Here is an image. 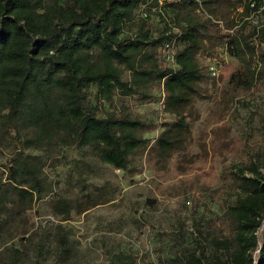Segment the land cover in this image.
<instances>
[{"label": "trees", "instance_id": "trees-1", "mask_svg": "<svg viewBox=\"0 0 264 264\" xmlns=\"http://www.w3.org/2000/svg\"><path fill=\"white\" fill-rule=\"evenodd\" d=\"M256 11L264 13V0H0V141L14 145L0 170V245L9 249L2 264H39L42 255L44 241L30 257L33 233L15 225L31 203L52 189L43 155L31 150L73 146L121 170L146 150L155 169H166L169 157L183 150L190 136L184 108L201 96L203 73L196 56L206 45L226 43L237 62L228 76L230 97H246L264 85V23L250 18ZM172 39L170 61L162 47ZM153 83L161 85L163 112L174 117L160 123L151 139L141 132L158 125L113 96L149 98ZM262 128V142L244 144L239 161L222 165L221 216L205 219L203 230L201 218L194 219L193 232L180 221L167 233L174 253L159 264H264V122ZM225 130L224 125L212 127L211 142L200 144V158L209 162L193 174L208 175L209 182L187 179L193 212L200 190L214 181L213 166L234 146ZM91 170L83 158L72 165L81 179ZM81 190L74 197L52 199L51 210L60 221L72 211L109 201L102 186ZM5 237L18 241L8 244ZM51 238L55 261L76 264L69 229L57 223ZM116 258L126 263L129 255Z\"/></svg>", "mask_w": 264, "mask_h": 264}, {"label": "rangeland", "instance_id": "rangeland-1", "mask_svg": "<svg viewBox=\"0 0 264 264\" xmlns=\"http://www.w3.org/2000/svg\"><path fill=\"white\" fill-rule=\"evenodd\" d=\"M241 9L238 7L237 11ZM250 18L254 24L264 23L262 11L252 13ZM196 60L203 78L199 82L201 96L193 97L184 108L188 113L190 136L186 147L169 157L166 169H155L147 158L146 150H140L131 157L126 170L102 163L87 151L73 146L55 144L50 148L31 150L43 155L44 175L52 184V189L31 203L22 214V220L16 219L15 222L16 226L23 224L33 233L28 253L30 257L36 254L38 242L44 241L43 245H39L42 252L38 257L39 264H59L54 259L51 231L57 223H62L75 241L76 264H159L174 253L167 233L177 229L180 221H184L188 230L193 232L194 219L201 218L203 230L205 219L221 216L224 208L222 165L239 161L244 144L263 141L264 85L246 97L229 96L228 76L236 69L237 62L229 55L226 43L206 45L197 54ZM228 63L231 68L226 70ZM211 66L217 68V75L211 73ZM122 77L128 79L129 72L122 69ZM149 91L151 96L145 99L120 93H115L113 99L116 103L129 104L142 119L156 123L158 126L155 129L141 132L142 136L153 139L161 130L160 123L174 116L161 108V85L153 83ZM217 125L225 126L227 137L234 146L213 166L216 173L214 181L200 190V204L193 212V196L187 179H196L198 183L203 179L209 182L208 175L197 178L193 172L207 168L209 161L200 158V144L202 141H206L207 145L211 142L210 129ZM12 150L14 145L8 140L0 141V170ZM81 158L92 164L91 172L85 173L83 179L72 171L74 161ZM92 185L102 186L109 201L82 213L72 211L65 221H60L52 212V199L74 197L84 186L91 189ZM189 235L187 232L186 243L191 241ZM4 241L9 244L18 240L5 237ZM8 250L0 245V264L7 259ZM121 253L129 255L126 263H118L116 255Z\"/></svg>", "mask_w": 264, "mask_h": 264}, {"label": "built area", "instance_id": "built-area-1", "mask_svg": "<svg viewBox=\"0 0 264 264\" xmlns=\"http://www.w3.org/2000/svg\"><path fill=\"white\" fill-rule=\"evenodd\" d=\"M143 15L145 13H142ZM208 17H211L209 14H206ZM212 18V17H211ZM213 19V18H212ZM221 23V22H220ZM174 41L175 39H172V40H169V41H166L164 44H163V47H162V51L165 55V57L170 60V61H173V58H174ZM210 70H211V73L214 74V75H217L218 74V70L215 66H211L210 67Z\"/></svg>", "mask_w": 264, "mask_h": 264}]
</instances>
